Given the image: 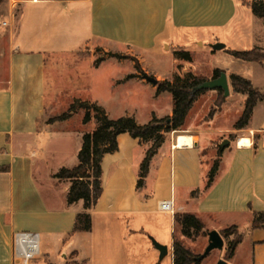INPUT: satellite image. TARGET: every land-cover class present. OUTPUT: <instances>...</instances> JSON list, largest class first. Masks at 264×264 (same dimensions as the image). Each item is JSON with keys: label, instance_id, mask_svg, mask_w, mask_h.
Masks as SVG:
<instances>
[{"label": "crops", "instance_id": "obj_1", "mask_svg": "<svg viewBox=\"0 0 264 264\" xmlns=\"http://www.w3.org/2000/svg\"><path fill=\"white\" fill-rule=\"evenodd\" d=\"M249 1L20 0L19 14L10 10L4 22L9 26H0V264H17L13 237L23 230L40 236L41 252L31 264H174V238L186 239L175 220L179 213L195 214L219 232L237 225L243 240L228 264H264V228L251 226L255 213L264 211V100L236 130V139L223 138L235 130L247 98L233 89L230 75L264 91V80L252 74L253 69L264 75V62L239 59L242 72L216 63L238 40L264 52V18ZM217 42L225 47L212 49ZM136 60L157 80L190 72L209 80L223 69L230 95L210 120L205 117L218 91L199 95L185 124L166 133L142 186L139 174L153 141L119 134L118 149L102 159L97 204H69L71 181L54 174L78 164L83 135L93 127L83 122L80 109L49 122L65 112L56 110L58 93L80 88L82 100L102 106L112 119L132 116L147 124L153 116H171L173 93L158 92ZM233 114L225 128L223 120ZM169 199L173 210H161L160 202ZM85 211L92 227L76 231L77 215ZM153 240L167 247L163 258ZM241 247L248 261L239 259Z\"/></svg>", "mask_w": 264, "mask_h": 264}, {"label": "trees", "instance_id": "obj_2", "mask_svg": "<svg viewBox=\"0 0 264 264\" xmlns=\"http://www.w3.org/2000/svg\"><path fill=\"white\" fill-rule=\"evenodd\" d=\"M250 5L256 16L264 18V4L251 1ZM226 52L242 60L264 61V54L258 53L256 48L250 50L227 48ZM176 54L187 60L192 59L189 52L177 51ZM106 55L117 58L128 57L114 52H107ZM102 59H104V57L98 58L96 63H99ZM136 67L144 74L138 60H136ZM222 72H224L223 69H215L213 78L219 77ZM132 76L133 75H130L129 77ZM207 80V78L197 76L191 72L185 76L176 75L172 80H157L156 85L158 86V92L167 90L173 93L175 101L174 111L171 116L163 118L153 116L147 124H139L132 116H122L117 119H112L107 115L106 110L102 106L82 99L74 101L69 109L61 115L51 118L49 122L65 120L70 118L78 109H85L86 112L83 122L87 124L91 120V111L95 112L97 121V126L92 131H87L83 135V145L78 154V164L71 168L63 167L54 174L55 178L71 181V188L67 195L68 203L72 204L79 200H83L86 209L97 204L103 193V156L106 153L118 149V135L125 132L129 133L134 138L153 141L152 146L147 151L139 174L138 186H142L148 175L151 159L157 152V149L165 141L166 133L180 129L185 124L187 115L199 95L207 91L195 89ZM230 80L236 92L247 95L244 111L234 125V129L239 130L248 124L257 103L264 100V92L259 90L251 80L243 76L232 74L230 75ZM216 90L219 92L220 97L215 107L212 108L207 115V120L212 119L216 109L220 108L225 102L226 96L224 95V90L222 88ZM221 95L223 97H221ZM218 166L219 160L217 158L209 173L208 185L212 183ZM175 220L181 228V233L188 238L198 236L201 233L206 235L209 232L203 220L195 214L179 213L175 215ZM251 226L252 228H264V211L255 213ZM91 227V214L87 211L79 213L76 218L75 230H90ZM220 233L224 239H230L225 255V259L228 261L234 257L237 246L243 240V235L237 225H231L221 230ZM173 250L175 254L174 264H201L203 261L200 255L195 254L190 248L186 247L183 241L177 236L174 238Z\"/></svg>", "mask_w": 264, "mask_h": 264}, {"label": "rangeland", "instance_id": "obj_3", "mask_svg": "<svg viewBox=\"0 0 264 264\" xmlns=\"http://www.w3.org/2000/svg\"><path fill=\"white\" fill-rule=\"evenodd\" d=\"M251 1H257L259 3L264 4V0H250L249 4H250ZM22 4L23 3H18L16 5L15 2L12 4V0H0V26L8 27L9 25L4 24V22H7L6 21V20H8L7 16H10V10L13 9L14 14H16V13L19 14ZM222 43H224V42H222ZM234 45H236V46L231 48V49L250 50V49L254 48V46H252L253 44H251V42L249 40H247V39L238 40ZM256 49H257L258 53L264 54V52L261 49H259V48H256ZM238 61H239V59L235 58L234 56L228 54L225 51H222V56L217 58L216 63H218V65L221 66V67H227V68L235 69L238 72H242L243 69L241 67L240 62H238ZM258 62L263 63L264 61L263 62L262 61H258ZM60 73H61V75L63 74L62 73V69L60 70ZM254 73H256V78L255 79H257L256 80L257 82H262V80H264L263 73L254 71L252 69V74L254 75ZM212 78H213V76H212ZM59 79L61 81L63 79V75ZM262 92H264V91H262ZM84 95L85 94L80 91V88L77 89L75 87H72V85L69 86V90L67 92L61 93V95H60V93H58V99H57V102H56V110L67 111L69 109L70 105L74 101L79 100V99H83ZM219 97H220V94L218 92V97L215 100L214 105L212 104L210 110L215 107L216 102H217ZM221 97H223V96L221 95ZM225 100H226V97H225ZM222 106H223V104H222ZM220 108H217L216 112ZM80 110H83V114L85 115L86 110L85 109H80ZM210 110H209V112H210ZM209 112H207V113L209 114ZM216 112H215V114H216ZM91 114H92V118L87 123L88 124L87 127L88 128L93 127V129H94L97 126V121H96V118H95V112L91 111ZM206 117H205V120H207ZM233 117H234V114L232 116H230L229 118L223 120V126L225 128L229 127ZM79 119H80V115H76L74 120H73L74 123L78 122ZM83 119H84V117H83ZM231 132H233L232 133L233 135L232 134H230V135L225 134V136H223V138H227V139H230V140L236 139L237 131L236 130H232ZM207 229H208V231L211 230L209 228H207ZM178 231H179V234H180L181 233V228L180 227H179ZM177 237L180 238L179 235H177ZM229 240L230 239L225 238L224 249L223 250L222 249L213 250L207 257H205L203 259L202 264H217L219 259H221V258L225 259V255H226V252H227V249H228ZM182 241H183L184 245L186 247L190 248L195 254L201 255L205 251L206 246L208 245V234L204 235L203 233H201L200 235L194 236L192 238L186 237V239H184ZM241 248L242 249H239V251H238L239 259H241L242 261H244V259H246V261H248V256L244 257V251H245V249H243L244 247H241ZM228 261H231V259L228 260Z\"/></svg>", "mask_w": 264, "mask_h": 264}, {"label": "water", "instance_id": "obj_4", "mask_svg": "<svg viewBox=\"0 0 264 264\" xmlns=\"http://www.w3.org/2000/svg\"><path fill=\"white\" fill-rule=\"evenodd\" d=\"M225 47V44L222 42H217L215 44H212L213 49H223ZM144 77L154 83L157 84V79L154 76H151L149 74H144ZM218 88H222L224 90V95L227 97L230 95V83L229 78L227 76L226 72H222L221 75L217 78H212L207 81H204L201 83L198 87H196L195 90H216ZM229 140H225L222 144L223 147H225L226 143H228ZM153 243L160 251V258H163L167 254V247L158 243L157 241L153 240ZM225 246V239L221 235V233L218 230H209L208 232V245L205 248V251L200 255L201 259H204L207 257L213 250L215 249H223ZM217 264H228L227 260L224 258H221L218 260Z\"/></svg>", "mask_w": 264, "mask_h": 264}, {"label": "built area", "instance_id": "obj_5", "mask_svg": "<svg viewBox=\"0 0 264 264\" xmlns=\"http://www.w3.org/2000/svg\"><path fill=\"white\" fill-rule=\"evenodd\" d=\"M20 0H13L18 3ZM159 207L164 211L173 210V201L163 200ZM41 252L40 236L37 232L30 230L17 231L13 237V256L17 264H31L37 259Z\"/></svg>", "mask_w": 264, "mask_h": 264}]
</instances>
